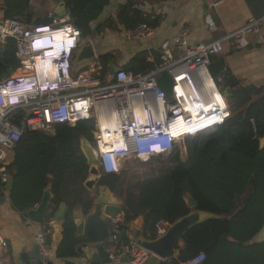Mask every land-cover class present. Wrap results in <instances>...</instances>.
I'll return each mask as SVG.
<instances>
[{"label":"trees","instance_id":"16d2710c","mask_svg":"<svg viewBox=\"0 0 264 264\" xmlns=\"http://www.w3.org/2000/svg\"><path fill=\"white\" fill-rule=\"evenodd\" d=\"M108 3L109 0H65L67 16L81 38L91 35L90 24ZM2 6L5 20H20L27 25L49 22L32 21L29 0H3ZM158 22V18L151 19L126 3L115 19L107 21V27L116 24L130 30L146 24L155 29ZM103 28L101 25L96 31ZM15 50L11 39L0 43V81L18 67ZM110 59V55L98 58L104 75ZM157 64L156 53L141 51L123 70L143 74ZM221 87L222 92L230 90L224 96L229 117L197 136L186 138L184 160L176 147L167 156L152 157L146 162L136 160L135 167L125 170V181L120 174L100 175L96 180L98 186L104 185L114 193L125 182L124 229L142 217L147 239L156 238L154 225L159 220L171 225L192 211L212 215L184 234L176 258L160 264H186L201 253V264H264V239L254 241L264 227V145L259 146L264 136V90L240 85L226 72L222 74ZM93 128V121H83L57 125L53 135L26 130L11 152L12 161L5 167L12 177L8 198L23 217L39 204L47 187L53 199L46 221L59 205L65 204L67 211L55 256L58 259L79 257L81 239L74 237L73 209L79 205L86 216L93 207L95 198L89 196L84 186L89 165L81 149L85 141L93 146ZM134 191L136 196L132 197ZM187 196L193 199L195 207H189Z\"/></svg>","mask_w":264,"mask_h":264},{"label":"built area","instance_id":"2783aa9c","mask_svg":"<svg viewBox=\"0 0 264 264\" xmlns=\"http://www.w3.org/2000/svg\"><path fill=\"white\" fill-rule=\"evenodd\" d=\"M223 1L204 0L209 8H216ZM48 19L42 25L0 19V43L6 39L14 41L18 62L15 72L0 81L2 186L9 176L5 171L10 164L7 156L26 130L53 135L57 125L93 121V149L99 176L118 174L124 160L146 162L152 157L169 155L180 140L197 136L223 123L230 115L222 92V75L214 81L209 73L212 59L222 53L223 41L232 39L236 49H244L248 38L255 35L259 36V46L264 51V36L260 34L264 17H258L250 18L222 40L194 46L188 44L189 30L182 26L171 39L158 45L159 64L143 74L120 69L113 77L103 80L98 62L77 68L72 65L74 57L66 58V55L57 56L51 62V71H40L38 62L42 56L52 54L37 49L45 32L66 30L70 35H81L68 16L58 18L49 14ZM205 23L208 31H215L209 17ZM153 33L150 26L140 24L134 29H123L122 36L128 41L144 42ZM163 72L172 80L170 98L157 84ZM117 137H122L123 143L113 144V138ZM169 226L162 220L157 221L155 236L165 234ZM124 228L120 216L110 219L104 241L109 260L116 264L120 258L127 257L129 264H145L152 255L134 240L122 242ZM48 233L43 229L35 236L43 264L54 259L46 242ZM5 248V239L0 234V264H12L4 254ZM203 260L201 253L186 264H201ZM80 261L88 264L84 258Z\"/></svg>","mask_w":264,"mask_h":264},{"label":"crops","instance_id":"0c3cea01","mask_svg":"<svg viewBox=\"0 0 264 264\" xmlns=\"http://www.w3.org/2000/svg\"><path fill=\"white\" fill-rule=\"evenodd\" d=\"M29 3L33 22L38 19H48L49 14L58 18L67 16V11L58 15L55 14L58 5L57 0H29ZM126 3H129L133 9L140 11L143 15L151 16V19L158 18V26L154 29L153 36L150 39L144 42L128 41L122 36L123 28L120 25L112 24L111 27H107V21L115 19L119 9ZM2 4L3 0H0L1 7H3ZM3 13L4 11L0 13V19H3ZM206 17L212 20L215 26L214 32L208 31L205 23ZM258 17H264V0H224L216 8H209L204 0H109L108 5L103 9L98 19L90 24L91 35L81 38L75 55L78 54L86 42H90L95 58L88 63H99L98 58L103 55L112 56V59L108 61V72L105 75L102 74V65L99 63L101 74L105 77L103 80H108V74L112 66L123 69L141 51L156 53L158 45L163 40L171 39L182 26L189 30L188 44L194 46L199 43L222 40L243 27L250 18ZM101 25H104V28L97 32V28ZM260 34L264 36V21ZM222 48V53L212 59V61L220 58L224 59L225 66L222 69V74L226 72L235 77L240 85L254 86L263 88L264 90V51L259 46V36H250L248 38V45L244 49H236L232 39L223 41ZM86 64L84 63L82 66ZM7 158L11 162L12 154L8 155ZM125 162L124 160L118 173L122 175L123 181H125ZM88 179L95 181L91 189L86 187L89 196L97 198L98 190L104 187V185L98 186L96 184L97 179L91 175H89ZM5 196L7 199L0 203V234L6 242L4 254L12 264H16L21 252L31 251L33 245H36V232L43 230L44 227L49 229L47 246L51 256L54 258L52 260L53 264H81V258L86 260L93 254V250L85 248V240L81 237V244L79 246L85 252L83 255L79 254V257L75 258H56V249L61 241L64 220L55 221L53 219V215L57 209L53 211L52 217L46 221L44 226L31 222L27 223L28 220L11 205L8 193H5ZM107 196L120 205L123 213L125 212V207H127L125 202V182L117 189L116 193L107 188ZM131 196L135 197L136 191ZM122 215H120L121 218ZM83 217L81 207L79 205L75 206L73 209V222ZM137 221H140L142 224L140 229L135 224ZM126 228V231L125 229L123 231L126 233V237L121 238L122 242L126 243L133 240V235L137 231L141 232L142 236H144L143 232L145 228L142 217L129 223ZM116 264H129V259L122 257ZM145 264L155 263L150 259Z\"/></svg>","mask_w":264,"mask_h":264},{"label":"water","instance_id":"95a60500","mask_svg":"<svg viewBox=\"0 0 264 264\" xmlns=\"http://www.w3.org/2000/svg\"><path fill=\"white\" fill-rule=\"evenodd\" d=\"M58 5L55 14L58 15L62 12L66 13L65 0H57ZM4 11V8L0 6V13ZM95 55L93 47L90 42H86L82 49L74 56L72 65L74 67H81L84 63H88L94 60ZM225 66L223 58L212 61L209 66V73L214 81H217L222 75V69ZM120 70L117 66H112L108 77H113ZM158 87L164 92L167 98L171 96L172 80L168 73L163 72L157 80ZM230 94L229 89L223 91V96ZM181 146V158L184 160L186 157V149L184 141L180 140ZM264 145V136L259 140V146L262 148ZM82 152L87 159L89 165V175L98 179L99 172L96 168L97 158L95 156L94 149L88 144V142L82 143ZM95 181L88 179L85 182V187L91 189ZM12 188V177L8 176L7 182L4 186H0V203L5 201L7 197L5 193H8ZM53 195L50 187H47L43 191L42 198L39 204L26 212L25 218L34 224L44 226L46 224V216L50 212L51 201ZM188 205L190 208L195 207V202L190 196H187ZM66 207L61 204L53 215L55 221H62L64 219ZM123 214V210L114 200L108 198L107 188L104 186L98 190V196L94 199L93 207L88 215L74 220L75 225V238H84V244L86 249L93 250V254L86 259L88 264H112L109 260L108 253L105 249V239L109 231V221L117 216ZM212 218V215L206 212L192 211L188 215L178 219L176 222L171 224L165 234L156 237L155 239H147L142 236L141 232L137 231L133 235V240L136 245L145 251L149 252L152 257L151 261L155 264H160L169 259L176 258L177 246L180 245L184 234L193 226L198 223ZM137 227L141 228V222H135ZM264 227L262 231L254 238V241L263 240ZM126 237V233L122 232L121 238ZM77 252L83 255V248L79 246ZM69 261V260H67ZM16 264H43L42 258L39 255V247L33 245L30 252H21L17 258ZM45 264H53V261H47Z\"/></svg>","mask_w":264,"mask_h":264},{"label":"clouds","instance_id":"9594fccd","mask_svg":"<svg viewBox=\"0 0 264 264\" xmlns=\"http://www.w3.org/2000/svg\"><path fill=\"white\" fill-rule=\"evenodd\" d=\"M81 35H70L66 30L58 32H45L38 42L37 49L40 51L52 52L51 55L42 56V60L38 62V70L51 71L52 61L57 60V56L66 55L73 56L78 50ZM49 54V53H48ZM75 56V55H74ZM113 144L119 145L123 143L122 137L113 138Z\"/></svg>","mask_w":264,"mask_h":264},{"label":"rangeland","instance_id":"374dc122","mask_svg":"<svg viewBox=\"0 0 264 264\" xmlns=\"http://www.w3.org/2000/svg\"><path fill=\"white\" fill-rule=\"evenodd\" d=\"M89 144V143H88ZM90 146L92 147V148H94L95 147V145H94V143H93V146L90 144ZM177 148L179 149V151H180V153H181V146H180V144H178L177 145ZM10 154H12L11 152L8 154L9 156H10ZM138 162L136 161V160H128V161H126L125 162V170H128V169H130V168H132V167H135V165L137 164Z\"/></svg>","mask_w":264,"mask_h":264},{"label":"bare ground","instance_id":"6f19581e","mask_svg":"<svg viewBox=\"0 0 264 264\" xmlns=\"http://www.w3.org/2000/svg\"><path fill=\"white\" fill-rule=\"evenodd\" d=\"M207 87H208V85H207ZM219 101V103L223 106L224 104L223 103H221V100L220 99H218ZM226 105V104H225ZM104 150V149H103ZM264 234V233H263Z\"/></svg>","mask_w":264,"mask_h":264}]
</instances>
